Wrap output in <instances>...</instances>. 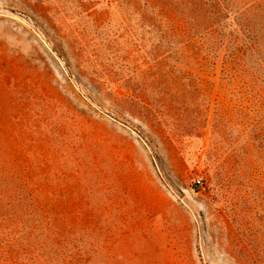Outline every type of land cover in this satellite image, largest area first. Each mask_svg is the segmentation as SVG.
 Segmentation results:
<instances>
[{"label": "rangeland", "instance_id": "obj_1", "mask_svg": "<svg viewBox=\"0 0 264 264\" xmlns=\"http://www.w3.org/2000/svg\"><path fill=\"white\" fill-rule=\"evenodd\" d=\"M0 264H264V0H0Z\"/></svg>", "mask_w": 264, "mask_h": 264}]
</instances>
